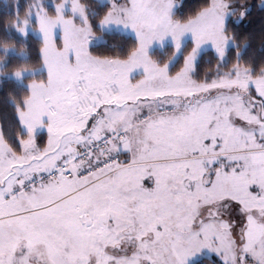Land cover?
<instances>
[{
  "label": "snow or ice",
  "instance_id": "snow-or-ice-1",
  "mask_svg": "<svg viewBox=\"0 0 264 264\" xmlns=\"http://www.w3.org/2000/svg\"><path fill=\"white\" fill-rule=\"evenodd\" d=\"M97 3L28 12L46 79L13 103L15 137L0 128V264H264V70L239 51L219 70L251 8ZM209 49L218 70L197 79Z\"/></svg>",
  "mask_w": 264,
  "mask_h": 264
},
{
  "label": "trees",
  "instance_id": "trees-1",
  "mask_svg": "<svg viewBox=\"0 0 264 264\" xmlns=\"http://www.w3.org/2000/svg\"><path fill=\"white\" fill-rule=\"evenodd\" d=\"M32 2L33 0H0V48H12L13 50V52H5L0 49V128L6 138H14L19 131V122L13 103L24 100L28 96L27 87L7 75L17 69H37L41 65L39 58L41 40L29 33L22 36L15 27L17 18L25 17ZM82 2L90 10L95 8L97 12L103 11L98 7L97 0H82ZM206 2L207 0H184L185 7L177 13V16L184 18L194 13L199 6ZM259 3L260 0H233V6L238 11L242 7H250L251 11L239 21L235 20L236 16L229 17L227 26L235 39L236 46L228 50V61L221 66L220 71L232 67V61L235 59L237 51L240 52V58L244 64H251L257 72L264 70V11L259 10ZM111 42L119 43L115 39H111ZM133 42V38L129 35L127 43L130 45ZM126 50L125 48L124 51ZM171 54L170 45H166L163 50H152L153 59L159 63L165 62ZM217 70L215 56L211 50H208L196 78L210 79ZM44 78L45 74L40 72L24 76L23 81ZM199 261L200 264H219V259L213 255L204 256Z\"/></svg>",
  "mask_w": 264,
  "mask_h": 264
},
{
  "label": "rangeland",
  "instance_id": "rangeland-1",
  "mask_svg": "<svg viewBox=\"0 0 264 264\" xmlns=\"http://www.w3.org/2000/svg\"><path fill=\"white\" fill-rule=\"evenodd\" d=\"M35 2V0H33V2H32V4ZM53 2H55V1H44V4H45V6L47 7L48 5H50L51 3H53ZM31 4V5H32ZM31 5L29 6V8H28V10H27V13H26V15H25V17H23V18H17V20H16V25L18 24L19 25V27L20 28H24V26H25V24H27V33L26 34H32L33 36H35V37H37V38H39L40 40H41V36H40V33H39V31H38V28H39V25L34 21V20H30L29 19V16H28V12H29V10H30V8H31ZM51 10V9H50ZM49 10V12H48V17H47V19L48 20H54L55 19V16H54V14L51 12ZM91 10H95L96 12H97V9H95V8H92ZM90 10V11H91ZM90 20H91V22H93V23H95V20L91 17V15H90ZM235 20H237V21H239V20H241V19H238V17L236 16L235 17ZM16 29H17V27H16ZM17 32L20 34V35H22V36H25V34H22L21 33V31H19L18 29H17ZM184 40H185V43H186V45H190L191 44V38L190 37H188V36H186L185 38H184ZM166 43V45H170V41H167V42H165ZM41 48H42V44H41ZM0 49H2V50H4L5 52H13V50H12V48H0ZM153 49H159V50H161L160 49V47H159V45H153V48H152V50ZM210 50V49H209ZM1 65V64H0ZM41 65H40V67L39 68H37V69H31V68H24V69H17V70H15V71H13L12 73H10V74H8L7 75V77H9V78H12V79H14L16 82H18V83H21V84H23V85H25L26 87H27V89H28V86L29 85H31V84H33V83H39V82H41V81H44L45 79H46V76H45V78L44 79H32V80H30V81H28V82H24L23 81V77L24 76H26V75H34V74H36V73H40V72H43L42 70H41ZM229 70V69H228ZM228 70H222L223 72H227ZM16 71H22L23 72V76H22V78H16L15 76H14V73L16 72ZM44 73V72H43ZM45 74V73H44ZM29 98V93H28V96L25 98V99H28ZM215 256L214 254H211V253H207V252H205L201 257H199V259H201L202 257H204V256H207V257H209V256ZM216 257V256H215ZM218 258V257H217ZM219 259V258H218Z\"/></svg>",
  "mask_w": 264,
  "mask_h": 264
}]
</instances>
